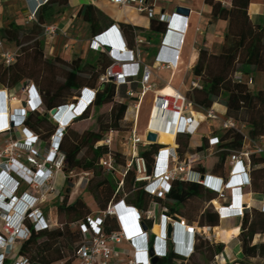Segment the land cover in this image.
<instances>
[{"label":"trees","instance_id":"1","mask_svg":"<svg viewBox=\"0 0 264 264\" xmlns=\"http://www.w3.org/2000/svg\"><path fill=\"white\" fill-rule=\"evenodd\" d=\"M211 7L212 21H227V29L224 35L221 51L218 55L211 54L205 47L198 50L196 65L192 71L193 77L198 82V88H193L187 95V100L197 109L208 110L215 103L225 108L226 119L245 124L248 136L252 139L264 136V89L253 92L243 81L236 82L234 77L240 75L250 78L257 73H264V28L252 23L247 15L249 0H231L229 9L223 8L214 0H205ZM68 7L67 0H50L42 6L36 15L35 22L29 24L27 29L11 21L0 29V40L3 43L12 44L19 48L15 61L9 67H5L0 61V85L5 89H14L22 85H33L36 89L41 105L40 112H28L24 121V127L36 134L41 141L49 144L51 137L57 131V125L49 126L48 113L52 109H59L67 105H76L80 97V91L84 89L94 90L93 102L76 118L72 119L64 129L58 146V153L63 156V173L71 175L76 169L93 173L97 168L105 172L99 161L108 154L105 146H99L103 132H118L120 123L124 120L127 106L121 101L126 99L127 86L116 87L112 83L98 84V78L110 65V58L104 53H96L91 61L76 58L70 62L73 68L68 78L59 81L58 78L47 71L45 67L49 60L44 59V40L42 28L55 23ZM86 26L90 39L101 36L113 26H116L109 18L92 5L81 6L76 14ZM25 22V21H24ZM119 33L125 44L132 48L134 45L133 33L140 35L141 31L131 26L117 25ZM166 31V24L158 19H150L149 32L154 36L148 37V42L156 44L159 36ZM146 48H144L145 50ZM147 50V49H146ZM193 60V57L191 61ZM76 73H87L85 86L81 88L76 82ZM138 84L130 85L129 90L134 93ZM103 106H110L107 116L106 128H101L97 133L83 132L80 135L68 136L70 125L88 118L89 110H99ZM100 118L98 117V120ZM99 123V121H98ZM220 140L223 142V152L211 155L206 159H217V164L222 165L230 152L240 149L242 137L236 133L223 132ZM177 153L180 159L186 153L191 155L202 154L206 149L205 144L196 148L192 153L188 149L189 137L178 135L175 138ZM162 148L160 145H148L139 152V156L145 161L147 173L151 174L154 162L153 157ZM82 150H86L89 157L79 158ZM116 165H124V157L118 152H111ZM206 162V161H205ZM199 163V162H198ZM250 184L241 188V193H255L264 196V156L252 158L250 161ZM223 180L226 181L227 177ZM123 186L117 191L114 188L111 196L104 194V199L99 204L100 211H104L109 203L120 201L126 194L124 204L135 208L141 213L146 212L151 203L166 209L170 215H181L180 208L187 207L188 219L197 220L198 227H217L219 217L211 205L217 200V194L208 191L197 183L174 181L170 191L162 199H157L146 194L142 184L134 183V172L128 171L122 179ZM206 203L207 206L198 216L195 209L198 205ZM60 216L66 220L59 228L45 231H34L28 226L29 238L21 245L20 255L27 258L30 263L37 264H78L74 254L80 244L79 232L72 225L83 221L89 214L88 209L77 198L73 203L67 204L66 199L58 206ZM142 223L147 230L152 228V220L142 216ZM118 225L114 217L107 219L106 233L116 231ZM237 230L231 233H223V240L227 243L231 237L237 236ZM264 236V214L251 210L244 212L241 218L239 234L240 251L243 256L241 261L234 264H249V261L261 259L264 261V242L254 243L255 237ZM153 236L148 241L152 247ZM223 244H214L194 238L193 252L188 258H182L173 253L169 244L167 253L159 258L155 264H206L210 258L222 255ZM203 251V252H202ZM197 252L202 258L200 262H192Z\"/></svg>","mask_w":264,"mask_h":264},{"label":"built area","instance_id":"2","mask_svg":"<svg viewBox=\"0 0 264 264\" xmlns=\"http://www.w3.org/2000/svg\"><path fill=\"white\" fill-rule=\"evenodd\" d=\"M4 1L7 0H0V6L3 5ZM49 1L23 0L26 9L25 23L35 22L40 8ZM156 1L160 0H110V3L120 9L132 8L138 14H146L149 19H158L166 24L165 33L159 36L154 60L160 68H169L175 66L176 62L179 61L188 30V20L176 14L172 16L160 14L158 18H154L153 4ZM42 30L41 38L44 41L52 40L58 33L55 24L44 26ZM133 36L134 45L129 48L121 38L118 27L113 26L101 36L90 39L89 49L94 53H104L111 60L110 65L98 78V84L112 83L116 87L125 85L128 88L126 96L138 99L137 104L134 105L136 118L138 108L144 97L147 93L152 92V85L150 83L151 69L142 58L143 49L149 46V42L141 38L136 32L133 33ZM168 37H172L170 43L167 42ZM104 38L107 39V42L102 41ZM112 44H118V48L112 47ZM106 46L110 47L108 52ZM17 54L18 50L13 52L3 50V41L0 40V61L5 67L14 63ZM234 81L241 82L242 77L236 75ZM133 83L139 86L136 93L129 90ZM20 94L23 96L21 103L24 106L21 105V107L11 110L7 116V125L0 128V264H37L30 263L27 258L22 257L19 253L21 245L30 235L27 225L36 232L52 230L57 227L56 222H52L49 217L44 216L40 205L45 202L46 196L56 194L54 181L63 164V156L58 153V146L64 127L59 126L60 122L55 121L57 131L49 141L48 154L38 162V148L43 144V141L24 127V121L28 112L41 111L40 97L34 86L30 84L22 86ZM94 94V90L88 89L80 92L77 104L69 105V107H74L72 112L74 113L81 104L88 107L93 102ZM13 101H15L14 96H8L5 91H0V110L4 108L5 104ZM154 110L157 112V119L162 121V128L170 127V130L174 131V141L178 135L192 137L197 132L199 126L193 119L192 111L200 114L205 122L218 123L220 131L240 135L242 137L240 149L230 152L226 158L230 167L227 180L192 172L190 169L191 160L185 157L179 158L177 145L175 148L162 146L153 157L154 167L152 173L148 174L145 161L139 156V147L150 145L145 141L147 133L155 134L158 141L159 133L148 129ZM186 114L189 117H186ZM75 116L78 117L79 113H76ZM148 119V126L142 135H138L135 130L130 132V136L125 142L128 149L127 154L112 148L113 135L117 132H108L104 139L98 143L99 146H105L109 151L107 156L99 161V166L106 173H117L120 177L117 183V191L122 188V179L126 173L132 170L134 183L142 184L141 189L151 197L162 199L169 193L171 183L174 181L190 182L200 184L208 191L217 194V200L222 201L223 204L220 208L213 207L219 220L223 218L241 219L244 212L251 211L249 204L242 202L239 203V206L233 207L232 200L225 198V189L228 180H233L236 182L233 189L238 190V195L242 198L241 188L250 184L251 159L264 156V136L256 139L250 138L245 124L226 119L213 111L212 108L208 110L196 109L179 91H173V94L169 96L156 97L154 95ZM14 131L19 132L20 140L11 139L10 135ZM222 144L223 142L219 137H208L206 139L207 149L204 152H207L208 156L219 154L224 151L221 148ZM111 152L120 153L124 157V165H116ZM23 155H26L25 162L29 167L20 161ZM59 155L60 157H58ZM116 168H120V172H117ZM201 176L205 178L204 181L200 180ZM151 206L154 207L157 204L151 203L146 212L141 213L120 200L116 203H109L104 211L90 214L83 221L72 225L78 230L80 238V244L74 254L77 263L150 264V258L144 254L143 250L125 253L119 246L126 242L134 247V240L149 241L148 233L155 227L156 223L154 216L151 215ZM260 212L264 214V203L261 204ZM143 215L146 219L152 220V228L146 229V232H143L140 227L143 225ZM109 217L116 219L118 229L106 233L105 229ZM158 221L159 234L153 236L152 244L158 259L163 258L167 253L165 238L167 225L184 228L193 238L196 237L211 243L213 228L188 227L184 220L172 222L166 209L161 210ZM176 245L173 247V251L182 258H188L193 252V245L187 248H184V244L181 243ZM123 254L131 259L128 261L121 260ZM215 261L224 262L223 256L220 254L215 257Z\"/></svg>","mask_w":264,"mask_h":264},{"label":"crops","instance_id":"3","mask_svg":"<svg viewBox=\"0 0 264 264\" xmlns=\"http://www.w3.org/2000/svg\"><path fill=\"white\" fill-rule=\"evenodd\" d=\"M21 1V0H20ZM215 2H218L221 4L223 8L229 9L231 7V0H214ZM8 2V1H7ZM23 2V0H22ZM24 3V2H23ZM68 7L64 12L63 18H61L55 25L58 28V33L52 40L44 41V59L48 60L49 57H57L60 49L62 48L60 45V42L63 39L68 40L69 50L66 54L70 51V48H72V45L76 42L71 37L73 25H76L78 21L83 23L79 18L76 17L77 11L81 6H88L92 5L96 9H98L100 12H102L107 18H109L114 24L117 25H124V26H131L134 28H137L141 31L140 37L145 39L147 42L148 37L154 38L153 35L150 34L149 28H150V19L146 14H138L134 9L128 8V9H120L117 6L110 3V0H67ZM25 6V4H24ZM154 7V18H158L160 14H166L169 16L175 15V10L178 8L188 10V16L184 17L188 20V30L185 36V41L183 48L181 50L179 61L176 62L175 66L169 67V68H160L157 63H155L154 57L157 53L158 45L153 43L152 41L149 42V46L144 47L146 48L143 51L142 58L151 69V79L150 83L153 87H156L161 84L165 87L170 86L173 91H179L172 87V83L178 79V75H180L182 70L188 71L190 74L192 73L196 62L198 58V50L200 47H205L211 54L218 55L221 51V47L223 44L224 35L227 29V21L224 20H216L212 21L211 16V7L208 6L205 3V0H160L156 1L153 4ZM4 8H6V3L4 4ZM5 14V9L2 12L1 17L3 19ZM247 15L249 20L257 24L259 26H262L264 28V0H249V5L247 8ZM63 24V25H62ZM84 24V23H83ZM62 25V26H61ZM85 25V24H84ZM86 26V25H85ZM172 37H168L167 42L170 43ZM89 42L85 41L82 45V56L85 55H91V58L93 59L96 55V53L92 52L89 49ZM68 56V55H67ZM193 57V60L191 61ZM178 68V70H177ZM178 71L177 74H174V71ZM192 87L195 88L198 86V82H192ZM18 87V86H17ZM139 89V86H137V90L134 91L136 93ZM162 89V88H161ZM19 90V89H18ZM160 90V89H159ZM157 90V91H159ZM263 90V89H261ZM0 91H5V93L9 96H14L15 101L10 102L6 104V113L0 114V128L5 127L7 125V113L9 114L11 110L17 109L21 107L23 96L20 94L19 91H17L16 88L14 89H5L0 85ZM156 91V92H157ZM180 92V91H179ZM151 93V92H150ZM181 93V92H180ZM149 94V93H147ZM146 94V95H147ZM146 97V96H145ZM142 104V102H141ZM83 105V104H82ZM141 106V105H140ZM138 108V113L139 109ZM134 108V107H133ZM213 111H215L220 116L225 115V108L215 103L212 107ZM151 106L149 107L148 111V118L150 113ZM127 112V111H126ZM193 112V119L195 123L198 124V130L197 132L192 136L189 137V143H188V149L192 153L196 148L202 147L206 144V139L208 137H219L217 133H221L219 128V124L216 122L210 123L205 122L203 120V117L200 114H196V112ZM133 113V111L131 112ZM138 113L136 118L138 119ZM71 114V112L68 111L67 114L63 115L62 117L63 123H65L68 120V116ZM76 112L74 114L72 113V117H76ZM186 117H189L188 114L185 115ZM49 117V116H48ZM69 118L70 120L72 119ZM135 118V110H134V116L131 115V121L134 122V125L132 129L125 134V136L119 137V144L115 146L114 149L120 151L123 154H127L128 149L125 145L126 140L130 136V132L132 130H135L138 135H142L143 132L146 130V125L148 122L145 123L144 129L142 131H138L136 127L137 119ZM136 122H135V121ZM119 132L113 135V141L112 146L116 141V138L119 136ZM12 140H20L21 136L18 131H14L10 135ZM44 143V142H43ZM161 146H165L167 148H175V141H173V144L171 145H163L159 144ZM193 144V147L191 146ZM145 147H139V151L142 149H146ZM44 150V145L42 144L40 148H38L39 153ZM207 152H203L202 154L198 155H191L190 153H186L184 155L185 158H188L191 160V171L197 174L201 175H207L211 176L216 179L220 178H226L228 176V170L230 169L227 161L220 166L217 164V159H206L209 157L207 155ZM163 157V155H162ZM206 161V162H205ZM199 162V163H198ZM62 176V174H60ZM118 177V181L120 179L119 175L116 174ZM59 176V173L55 177L54 181V187L56 184V180ZM57 191V189L55 188ZM239 193L235 190H225V198L226 200H232L233 207L239 206V203L243 204H249L250 209L252 210V207L257 205L258 202L260 203V206L258 209H261V204L264 203V196L260 194L255 193H243L242 198L239 197ZM126 198V194L122 195V198L120 200H124ZM56 200L55 195L51 194L49 196H46V200L44 203L40 205V209L42 210L45 217H49V219L52 222H56V217L54 214L55 207L53 206V202ZM212 207L220 208L223 206L222 201L216 200L211 204ZM207 206L206 203H203L201 205H198L195 209V215L198 216L203 212L204 208ZM150 210L152 211L151 215L154 216L156 223L154 226H158V216L161 213V210L158 206H151ZM181 215H170L172 222H178L179 220L185 221V225L188 227H198L197 226V220L190 221L188 219L189 210H187V207L180 208ZM97 212H100L98 210ZM96 212V213H97ZM53 214V218H52ZM95 214V213H92ZM241 224L240 218H229V219H221L218 222L217 227L213 228V235H212V241L211 243L214 244H223V252L222 256L224 259V264H233L237 262V258L241 254L239 242L237 240V236L239 234V228ZM237 230V236L231 237L229 241L226 243L223 240V233H231L233 230ZM156 234V228H153L149 233L148 236H155ZM176 235L178 238H181V244L184 246V248L191 246V239L189 236L185 234L184 228H176ZM256 243V241H254ZM133 244L139 248H142L144 245V241L140 240H134ZM121 250H123L125 253H130L132 251H136L134 249L133 245L129 243H122L120 246ZM131 258L122 255L121 260L128 261Z\"/></svg>","mask_w":264,"mask_h":264},{"label":"rangeland","instance_id":"4","mask_svg":"<svg viewBox=\"0 0 264 264\" xmlns=\"http://www.w3.org/2000/svg\"><path fill=\"white\" fill-rule=\"evenodd\" d=\"M7 1H4L3 5L0 6V14H2V12L5 9V14L3 19L0 15V29L3 28L4 26H7V24L11 21H14L16 24L20 25L24 29L29 28L30 25L24 22V14L26 9L22 0L21 1L7 0ZM5 3H6V8H4ZM63 17L65 16L62 15L58 17L55 20V23H57ZM71 37L74 40H76V42L72 45V48H70L68 54L66 53L69 50L68 47L71 45H68L67 39H63L60 42L62 48L60 49L58 56L49 57L48 60L50 65L49 66L47 65L45 67V71L54 74L59 81H63L66 78H68L69 72L72 71L73 69L70 66V62L72 60H75L76 58H80L82 62L92 60L91 55L89 54L83 56L82 58L80 57L82 56L81 54L83 51L82 45L84 44L85 41H88V39H90L87 26H85L83 23L78 21L76 25H73ZM158 43H159V39H157L156 45H158ZM3 50L13 52L15 50L19 51V48L12 44L3 43ZM178 76H179L178 79H176L172 83V87L179 90L187 98V95L193 89L191 83L196 82L197 80L193 77L192 73L190 74L186 70H182L180 75ZM87 77H88L87 73H76V77L74 80L81 88H83L85 86V79H87ZM242 81L245 84H247L249 89L253 92L264 89V73H257L250 78H243ZM163 87L164 86L163 85L161 86V84L156 87H153L152 92L147 94L146 97H144L139 109L138 119L136 118L137 119L136 127L138 131H142L144 129L145 123L148 118L149 107L151 106L153 101L154 93L159 89L161 90V88ZM15 88L17 89V91L20 92L22 85H19L18 87ZM83 90H87V89L83 88L80 92H82ZM137 102H138L137 98H128V97L121 101V103L127 106V112L124 116V120L120 123V129L118 131L120 134L116 138V141L113 144L112 148H114V145L115 146L120 145L119 137L125 136V134L132 129L134 122L131 121V115L133 114L134 116L133 107L134 105L137 104ZM109 111H110V106H103L99 110L91 108L89 110L87 119L77 121L74 124L70 125L68 136L72 137L75 135H80L86 131L97 133L100 124H101V128L104 127L106 128L107 116ZM132 111L133 113H131ZM98 117L100 118L99 120ZM54 125H55V120L49 117L50 128H52ZM107 133L108 132L101 133L102 139H104V136ZM217 134L219 138L223 137L224 135L223 132ZM43 145H44V150H42L40 153L38 151L39 154L38 162L44 159V157L48 154L49 145L46 142H44ZM191 146L193 147V144ZM60 155L58 157H60ZM83 156L89 157V155L86 153V150H82L78 157L83 158ZM20 161L24 162L26 167H29L25 162L26 155H23ZM63 168H64V163L61 165L60 168L61 171L59 172V176L55 184V188L57 189V191L55 194L56 200L53 202V206L55 207L54 214L56 217V224H57L56 228H59L60 224H64L66 222L63 216L58 215L59 211L57 210L58 206L63 202L64 199H66L67 204H71L77 198H79L82 201V203L85 205V207L88 209L89 214L96 213L98 210H100L99 204L104 199V194H106L107 196H111L114 188H116L118 183V177L116 175L117 173L115 174L106 173L103 172L102 170H98L97 168L94 170L93 173H87L76 169L69 176L63 173ZM116 171L120 172V168H116ZM60 174H62V176ZM259 206L260 203L258 202V204L253 206L252 209L256 211H260L258 209ZM52 218H53V214H52ZM255 241L256 243L264 242V236L255 237ZM242 258L243 256L242 254H240L237 260L241 261ZM193 259L194 260L192 262L202 261V258L199 256V254H197V252L194 254ZM175 264H182V263L177 262ZM200 264L203 263L201 262ZM206 264H224V263L223 261H215V260L213 261V259L210 258ZM249 264H264V261L261 259H254L249 261Z\"/></svg>","mask_w":264,"mask_h":264},{"label":"bare ground","instance_id":"5","mask_svg":"<svg viewBox=\"0 0 264 264\" xmlns=\"http://www.w3.org/2000/svg\"><path fill=\"white\" fill-rule=\"evenodd\" d=\"M103 42H107V39L104 38L102 40ZM110 43V41H109ZM112 47H115L116 49L118 48V44H112ZM178 70V68H177ZM178 71H174V74H177ZM173 94V90L170 86H167L165 88H162L161 90L155 92V96H169ZM85 97V95H84ZM83 103V100L81 101ZM82 108L83 106H79L77 109H76V113H80L82 111ZM69 112L73 113L72 110L70 111L69 109H66V110H63L60 115H59V118L60 119V124L59 126L63 127L66 122H68L69 120H67L65 123H63V120H62V117H64L63 115L67 114ZM157 112L156 110H154L153 112V117H152V120H150V123H149V126H148V122H147V125L146 127L148 126V129L151 130V131H156L159 133L158 135V143L159 144H163V145H171L173 144V141H174V131L173 130H170V127H165V128H162V121L160 119H157ZM149 120V119H148ZM64 124V125H63ZM236 182H232L231 184H234ZM218 208V206H217ZM154 228H156V234H159V228L157 226H155Z\"/></svg>","mask_w":264,"mask_h":264},{"label":"water","instance_id":"6","mask_svg":"<svg viewBox=\"0 0 264 264\" xmlns=\"http://www.w3.org/2000/svg\"><path fill=\"white\" fill-rule=\"evenodd\" d=\"M175 14L176 15H179V16H183V17H187L188 16V10H185V9H181V8H178L175 10ZM110 50V47L109 46H106V51L108 52ZM24 106V104L22 105ZM66 109H69L70 111L74 109V107H63L61 109H52L49 113H48V116L52 119H54L55 121L57 122H60V119L59 118V115L60 113L63 111V110H66ZM74 114V113H73ZM69 118L72 117V113L68 116ZM68 118V120H69ZM73 118V117H72ZM145 141L147 143H149L150 145H155L157 144V136L155 134H152V133H147L146 134V138H145ZM200 180L201 181H204L205 178L203 176L200 177ZM141 227V230L143 232H146V228L143 226V225H140ZM166 238L167 240H170L171 239V227L168 225L167 228H166ZM145 241V240H144ZM148 256L150 258V264H155V262L158 260V258L156 257L155 253H154V250L153 248H150L148 250Z\"/></svg>","mask_w":264,"mask_h":264},{"label":"clouds","instance_id":"7","mask_svg":"<svg viewBox=\"0 0 264 264\" xmlns=\"http://www.w3.org/2000/svg\"><path fill=\"white\" fill-rule=\"evenodd\" d=\"M80 106H83V108H82V111L79 113V115L85 110V108L87 107H85L84 105H80ZM6 104H5V106H4V108L2 109V110H0V113H6ZM7 116H8V113H7ZM74 118H76V117H74ZM74 118H72V119H74ZM71 119V120H72ZM70 120V121H71ZM70 121H68V122H66V124L63 126L64 127V129L68 126V124H69V122ZM232 182H234L233 180H230V181H228L227 182V184H226V189L225 190H230V189H232V190H235V191H237L238 192V190H236V189H233V187L235 186V183L234 184H231ZM239 193V192H238ZM168 226V225H167ZM167 226H166V228H167ZM170 226V225H169ZM171 227V239L170 240H167V238H166V230H165V238H166V243H167V248H168V246H169V244H170V246H171V249H172V251H173V247H176L177 245L176 244H179V243H181V238H178L177 237V235H176V226L175 227H172V226H170ZM181 228V227H180ZM185 234L187 235V236H189L190 237V239H191V245H193L194 244V238L191 236V235H189V233L187 232V231H185ZM150 248H153V250L155 251V249H154V247H149L148 246V242L147 241H144V245H143V247L142 248H139L138 249V247H136L135 245H134V249H136V250H143V252H144V254H146V256L149 258V256H148V250L150 249ZM173 253H174V251H173ZM175 254V253H174ZM177 255V254H176Z\"/></svg>","mask_w":264,"mask_h":264}]
</instances>
